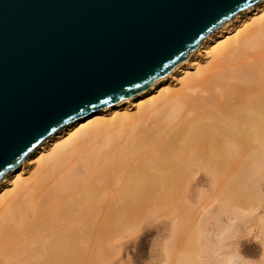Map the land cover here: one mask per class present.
<instances>
[{"label":"bare ground","instance_id":"1","mask_svg":"<svg viewBox=\"0 0 264 264\" xmlns=\"http://www.w3.org/2000/svg\"><path fill=\"white\" fill-rule=\"evenodd\" d=\"M248 158H264L262 3L213 34L167 78L63 128L9 173L0 184V258L89 264L87 257L103 254L105 238L115 240L118 205H169L184 189H204L212 177L237 172ZM191 264H199L198 256Z\"/></svg>","mask_w":264,"mask_h":264},{"label":"water","instance_id":"2","mask_svg":"<svg viewBox=\"0 0 264 264\" xmlns=\"http://www.w3.org/2000/svg\"><path fill=\"white\" fill-rule=\"evenodd\" d=\"M262 0H0V184L68 125L171 75Z\"/></svg>","mask_w":264,"mask_h":264},{"label":"rangeland","instance_id":"3","mask_svg":"<svg viewBox=\"0 0 264 264\" xmlns=\"http://www.w3.org/2000/svg\"><path fill=\"white\" fill-rule=\"evenodd\" d=\"M178 89L176 82L173 90ZM151 121L148 119L146 124ZM85 155L82 151L79 157ZM234 160H229V164L236 163L233 169L237 165ZM255 160L263 165L257 167L258 174L256 167L253 171L250 167ZM261 160L248 158L242 166L245 170H232L228 174L231 177H212L210 186L204 189H184L169 205H118L120 220L115 240H103V254L98 258L90 255L95 259L93 264H191L195 256L199 264H264V158ZM30 167L32 173L34 166ZM199 177L205 179L204 175ZM163 196L170 198L171 194L164 191ZM88 258L91 264L93 260ZM0 264H5L1 258Z\"/></svg>","mask_w":264,"mask_h":264},{"label":"snow or ice","instance_id":"4","mask_svg":"<svg viewBox=\"0 0 264 264\" xmlns=\"http://www.w3.org/2000/svg\"><path fill=\"white\" fill-rule=\"evenodd\" d=\"M262 4H264V0H262Z\"/></svg>","mask_w":264,"mask_h":264}]
</instances>
